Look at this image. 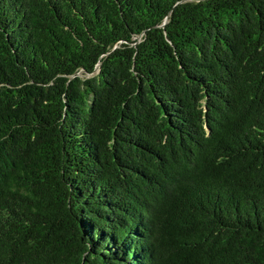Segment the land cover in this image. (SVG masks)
<instances>
[{
  "label": "trees",
  "instance_id": "16d2710c",
  "mask_svg": "<svg viewBox=\"0 0 264 264\" xmlns=\"http://www.w3.org/2000/svg\"><path fill=\"white\" fill-rule=\"evenodd\" d=\"M0 264H264V0H0Z\"/></svg>",
  "mask_w": 264,
  "mask_h": 264
}]
</instances>
